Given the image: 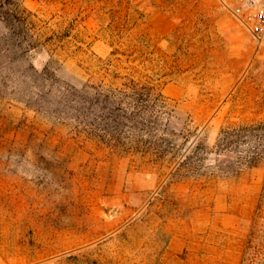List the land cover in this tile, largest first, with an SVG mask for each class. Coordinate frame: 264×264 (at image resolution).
<instances>
[{"label":"rangeland","instance_id":"1","mask_svg":"<svg viewBox=\"0 0 264 264\" xmlns=\"http://www.w3.org/2000/svg\"><path fill=\"white\" fill-rule=\"evenodd\" d=\"M156 12L175 23L159 38ZM211 14L0 0V264H240L264 161L226 178L212 150L264 122V46ZM197 140L202 168L178 171Z\"/></svg>","mask_w":264,"mask_h":264},{"label":"trees","instance_id":"2","mask_svg":"<svg viewBox=\"0 0 264 264\" xmlns=\"http://www.w3.org/2000/svg\"><path fill=\"white\" fill-rule=\"evenodd\" d=\"M208 151L205 143L197 140L190 155L178 164V171L185 168L186 173L195 175L202 168ZM212 152L216 156L214 169L222 177H234L244 167L256 166L264 161V122L223 128ZM240 264H264V183Z\"/></svg>","mask_w":264,"mask_h":264},{"label":"built area","instance_id":"3","mask_svg":"<svg viewBox=\"0 0 264 264\" xmlns=\"http://www.w3.org/2000/svg\"><path fill=\"white\" fill-rule=\"evenodd\" d=\"M247 29L258 47L264 46V0H219Z\"/></svg>","mask_w":264,"mask_h":264},{"label":"crops","instance_id":"4","mask_svg":"<svg viewBox=\"0 0 264 264\" xmlns=\"http://www.w3.org/2000/svg\"><path fill=\"white\" fill-rule=\"evenodd\" d=\"M211 13L212 21H216L218 20V18H223V16L227 14L230 15L238 24L242 25L239 20H237L229 11H227L223 7L219 0H211ZM174 26L175 23L171 20V18L166 14H162L160 12L152 13L146 21V31L153 38H159L164 36L165 30H167V28L168 30H171L174 28ZM220 28H218V26L214 24V30L221 33L226 32V30L224 31L225 28Z\"/></svg>","mask_w":264,"mask_h":264}]
</instances>
